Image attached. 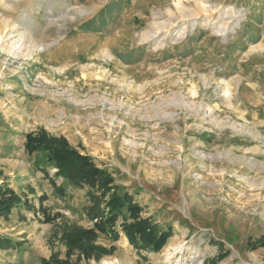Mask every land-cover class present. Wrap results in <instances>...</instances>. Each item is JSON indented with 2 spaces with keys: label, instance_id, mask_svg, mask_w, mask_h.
Here are the masks:
<instances>
[{
  "label": "rangeland",
  "instance_id": "1",
  "mask_svg": "<svg viewBox=\"0 0 264 264\" xmlns=\"http://www.w3.org/2000/svg\"><path fill=\"white\" fill-rule=\"evenodd\" d=\"M17 40L30 58L6 51ZM40 131L168 233L137 249L124 204L92 241L110 253L67 264H264V0H0V264L64 260V231L99 220L100 191L26 149Z\"/></svg>",
  "mask_w": 264,
  "mask_h": 264
},
{
  "label": "trees",
  "instance_id": "2",
  "mask_svg": "<svg viewBox=\"0 0 264 264\" xmlns=\"http://www.w3.org/2000/svg\"><path fill=\"white\" fill-rule=\"evenodd\" d=\"M25 147L29 152L37 149H44L48 152V160L54 161L57 166V175L67 179L69 182L80 186L88 185L91 189L100 191L99 195H93L92 203L87 209V215L90 218L99 217L91 228L71 227L66 229L63 239L66 243V257L59 260L55 256L43 264H67L69 256L78 250L86 257L93 252L110 253V249H106L100 245H94L93 240L96 238V230L105 231L112 230L116 221V212L124 204L129 213L131 221L122 223V229L130 243L137 249L146 251H159L165 244L168 233L157 232L155 226L151 225L147 218H139L141 207L131 201L129 195L120 197L116 194L115 186H112L113 178L104 168L98 167L90 155L82 154L77 149L71 147L64 137H54L44 131L37 134L28 133L26 135ZM112 190L109 199L106 201L108 207V216L102 215L100 209V198L105 192ZM0 201V215L4 211H8L11 207V197ZM0 243H5L0 237ZM255 246L264 247V236L261 237ZM216 260L208 259L203 264H216Z\"/></svg>",
  "mask_w": 264,
  "mask_h": 264
},
{
  "label": "bare ground",
  "instance_id": "3",
  "mask_svg": "<svg viewBox=\"0 0 264 264\" xmlns=\"http://www.w3.org/2000/svg\"><path fill=\"white\" fill-rule=\"evenodd\" d=\"M7 49L6 51H8L9 53H12L13 55H17V53L22 52L23 49H25L27 51V53L24 56V59H28L32 56V53L34 51L35 47L29 48L26 47L24 48L21 44H20V40L14 41L13 43H10L9 46H6ZM100 79V78H99ZM76 118V117H75ZM75 124V123H74ZM83 125V124H82ZM76 126V125H75ZM70 127V126H69ZM82 127V126H81ZM82 129V128H81ZM183 244V243H182ZM172 249V248H171ZM182 248L180 246H178V251H180ZM176 251V250H175ZM177 251V252H178ZM179 261L176 262V264H178ZM108 264V263H106Z\"/></svg>",
  "mask_w": 264,
  "mask_h": 264
}]
</instances>
